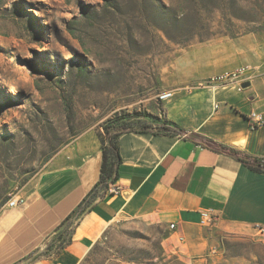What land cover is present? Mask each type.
<instances>
[{"label":"rangeland","instance_id":"obj_1","mask_svg":"<svg viewBox=\"0 0 264 264\" xmlns=\"http://www.w3.org/2000/svg\"><path fill=\"white\" fill-rule=\"evenodd\" d=\"M246 34L264 40V0H0V213L85 130L167 118L177 87L238 82L208 84L198 65L228 63ZM216 225L189 256L163 223L117 221L81 264H264V235Z\"/></svg>","mask_w":264,"mask_h":264},{"label":"crops","instance_id":"obj_2","mask_svg":"<svg viewBox=\"0 0 264 264\" xmlns=\"http://www.w3.org/2000/svg\"><path fill=\"white\" fill-rule=\"evenodd\" d=\"M243 37L228 63L214 54L208 66L198 65L200 80L246 67L238 82L177 87L164 106L167 118L182 127L264 157V40L257 34ZM253 111L262 116L254 129ZM119 146L114 184L120 192H102L74 225L71 243L58 252L47 245L99 179L98 129L85 130L56 152L26 190V203L0 213V264H81L112 223L128 219L167 225L189 256L208 242L203 209H213L219 215L216 226L230 233H251L264 224V173L233 156L184 136L153 132L123 133Z\"/></svg>","mask_w":264,"mask_h":264},{"label":"trees","instance_id":"obj_3","mask_svg":"<svg viewBox=\"0 0 264 264\" xmlns=\"http://www.w3.org/2000/svg\"><path fill=\"white\" fill-rule=\"evenodd\" d=\"M149 117L150 119H147ZM103 131L99 132L101 140L102 163L100 167L99 179L85 198L80 202L57 228L52 242L47 245V250L55 247L56 252L72 241L74 225L81 216L90 208L91 204L106 192L110 185L114 184L119 177V164L122 157L120 153L119 137L126 132H153L163 135L184 136L198 144L209 147L220 153L233 156L249 169L264 173V157L252 155L234 146L214 140L211 137L202 135L192 130L186 129L178 123L164 118L154 116L149 113H120L109 118L103 125ZM95 244L84 258V262L89 261L92 253L96 250ZM28 257H25V259ZM24 260V259H23ZM22 260L17 262L20 263Z\"/></svg>","mask_w":264,"mask_h":264},{"label":"built area","instance_id":"obj_4","mask_svg":"<svg viewBox=\"0 0 264 264\" xmlns=\"http://www.w3.org/2000/svg\"><path fill=\"white\" fill-rule=\"evenodd\" d=\"M246 67H241L234 70H228L216 75H213L206 79V83L208 84H225L238 81L241 77L245 74ZM173 95L172 91H166L161 94L160 98L162 100L169 99ZM249 123L251 128H257L262 123V116L256 112H252L249 116ZM110 193H119L120 187L117 184L110 185L109 189L107 190ZM26 203V199L23 195L17 194L16 196L12 197L6 205L8 207H19ZM219 221V215L214 212L213 209L206 208L201 211V224L205 227H209L215 225ZM175 228V223L170 224V229ZM254 230L258 235H264V224L255 225ZM61 264V263H58Z\"/></svg>","mask_w":264,"mask_h":264}]
</instances>
